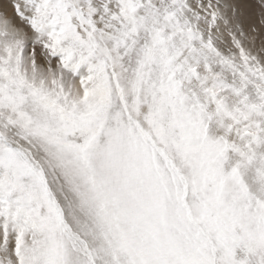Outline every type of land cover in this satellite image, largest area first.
<instances>
[{"label": "snow or ice", "instance_id": "snow-or-ice-1", "mask_svg": "<svg viewBox=\"0 0 264 264\" xmlns=\"http://www.w3.org/2000/svg\"><path fill=\"white\" fill-rule=\"evenodd\" d=\"M0 264H264V0H0Z\"/></svg>", "mask_w": 264, "mask_h": 264}]
</instances>
